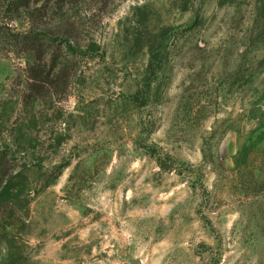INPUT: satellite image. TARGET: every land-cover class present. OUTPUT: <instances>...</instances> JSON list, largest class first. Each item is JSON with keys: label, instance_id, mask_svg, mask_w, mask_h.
Wrapping results in <instances>:
<instances>
[{"label": "rangeland", "instance_id": "374dc122", "mask_svg": "<svg viewBox=\"0 0 264 264\" xmlns=\"http://www.w3.org/2000/svg\"><path fill=\"white\" fill-rule=\"evenodd\" d=\"M7 7L0 264H264V0Z\"/></svg>", "mask_w": 264, "mask_h": 264}, {"label": "trees", "instance_id": "16d2710c", "mask_svg": "<svg viewBox=\"0 0 264 264\" xmlns=\"http://www.w3.org/2000/svg\"><path fill=\"white\" fill-rule=\"evenodd\" d=\"M7 8L14 12L18 11L20 8H25V9H30L31 8V0H7ZM75 26H68V31L65 34V43L66 47L69 50H74L75 47H78L81 45V42L79 39H77L78 36L74 34L75 32ZM6 40L10 41L12 44L15 46H18L19 43L23 44L25 47L28 48V51H42V55H40L37 59L40 62H46V54H47V47L50 45V39L48 38V35L44 34H38L35 32H26L24 34L22 33H17L12 36H8L6 34H2V31L0 29V42ZM45 51V52H44ZM57 58L54 59V62L52 64V67L49 70H46V72L42 70H33L34 74L33 77H35V80H40V78H43L44 81L49 80L52 72L57 68ZM53 69V71H51ZM51 71V72H50ZM45 73V74H44ZM35 83V82H33ZM35 85V84H32ZM35 87V86H33ZM35 89V88H33ZM36 91H38V87H36Z\"/></svg>", "mask_w": 264, "mask_h": 264}, {"label": "water", "instance_id": "95a60500", "mask_svg": "<svg viewBox=\"0 0 264 264\" xmlns=\"http://www.w3.org/2000/svg\"><path fill=\"white\" fill-rule=\"evenodd\" d=\"M129 255V257L131 258V260H130V264H138V263H140L141 262V260H140V258H138V257H135V256H133L132 254H128Z\"/></svg>", "mask_w": 264, "mask_h": 264}]
</instances>
